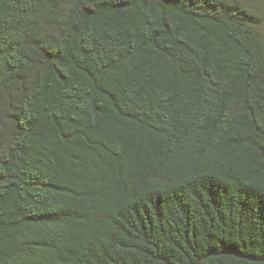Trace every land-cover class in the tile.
Listing matches in <instances>:
<instances>
[{
    "label": "trees",
    "instance_id": "obj_1",
    "mask_svg": "<svg viewBox=\"0 0 264 264\" xmlns=\"http://www.w3.org/2000/svg\"><path fill=\"white\" fill-rule=\"evenodd\" d=\"M250 2L0 0V264H264Z\"/></svg>",
    "mask_w": 264,
    "mask_h": 264
},
{
    "label": "rangeland",
    "instance_id": "obj_2",
    "mask_svg": "<svg viewBox=\"0 0 264 264\" xmlns=\"http://www.w3.org/2000/svg\"><path fill=\"white\" fill-rule=\"evenodd\" d=\"M252 2V3H256L257 5V8L259 7L260 8V10H258L259 11V14H260V16L262 17V19H260V23H261V26H262V28H263V32H264V13H263V10H264V0H248V2ZM250 2V3H251Z\"/></svg>",
    "mask_w": 264,
    "mask_h": 264
}]
</instances>
